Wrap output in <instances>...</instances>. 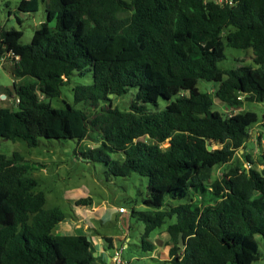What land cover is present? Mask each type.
Here are the masks:
<instances>
[{
	"label": "trees",
	"instance_id": "16d2710c",
	"mask_svg": "<svg viewBox=\"0 0 264 264\" xmlns=\"http://www.w3.org/2000/svg\"><path fill=\"white\" fill-rule=\"evenodd\" d=\"M18 1L21 13L44 3L46 22L28 45L20 43L21 31L0 29V58L18 57L7 95L19 101L14 109L0 108V138L20 139L29 148L39 138L89 141L94 146L80 153L82 159L103 163L113 177H145L143 205L150 211L134 213L144 225L145 252L154 250L150 233L175 217L165 229L171 247L163 264L258 260L264 152L260 170L245 154L258 117L223 116L213 105L214 99L232 109L242 101L264 103V0H233V6L216 0ZM225 45L251 49L260 67L219 69ZM89 69L92 83L72 88L74 104L84 108L52 107L72 74ZM200 79L218 86L201 92ZM129 88L136 92L127 111L102 105ZM160 97L170 101L165 109L147 110ZM260 122L264 127V111ZM240 150L249 169L235 159ZM217 166L225 172L212 181ZM29 171L18 154L0 153V264H103L86 236L53 233L65 214L44 208L45 195Z\"/></svg>",
	"mask_w": 264,
	"mask_h": 264
},
{
	"label": "rangeland",
	"instance_id": "374dc122",
	"mask_svg": "<svg viewBox=\"0 0 264 264\" xmlns=\"http://www.w3.org/2000/svg\"><path fill=\"white\" fill-rule=\"evenodd\" d=\"M128 1V0H127ZM218 3L223 0H216ZM18 0H0V29L16 30L22 32L20 43L28 45L33 32L41 23L46 22L44 3L39 2L38 10L33 13H21L17 10ZM55 22L49 23L54 27ZM224 59L218 62L219 69L231 70L239 67L259 68L253 63L251 49H236L224 46ZM14 60L8 58L0 64V95L6 94V99L0 97V108H15L16 104L7 92H13L15 81L11 66ZM264 69V66H262ZM92 83V71L87 70L79 75L74 72L69 78V82L60 88V95L51 100L54 108H65L73 105L77 109H83V104H74L72 88L76 85H89ZM218 84L205 80H198L197 88L201 92L212 93ZM135 88H129L128 92L120 97H114L110 102L102 103L127 111L133 101ZM174 99V98H173ZM172 99V100H173ZM170 101L159 98L155 104H146L149 111H161L165 109ZM213 109L223 116L236 112H253L258 117V123L254 126L257 134L251 133L250 140L246 143L245 154L249 155L253 161L252 168L260 170V153L264 152V127L261 126V114L264 111V103L252 101H242L239 108L232 109L225 104L214 99ZM94 144L89 141L78 143L75 140L65 139H45L39 138L38 144L34 148H29L20 139L14 141L0 138V153L6 157L18 154L22 157L23 163L30 167L29 174L38 182V191L45 195V209L59 208L65 219L54 228L53 233L57 234L63 223L68 221L74 225H89V235H94L92 229L95 228L100 234L106 236L127 235V246L122 249L121 261L123 264H160L150 258L152 252H145L141 248V237L144 233V225L137 220L134 213L150 211L143 205L146 197L147 179L145 177L132 174L126 178L113 177L108 172L103 163L88 162L81 158L80 153L87 148H92ZM164 146H167L165 144ZM243 150L235 155V159L243 162L245 168L250 165L245 162ZM120 154H110L112 159H118ZM225 172L224 167L217 166L212 173V181L218 180ZM81 201L82 203H77ZM172 205L185 203V200L170 201L166 199V204ZM92 207L97 210L91 212ZM119 208L125 210V214L119 213ZM167 209L164 206L161 210ZM175 222V217L166 218L165 223L159 229L150 233L148 241L153 243L157 250L163 248V240L166 238L165 229ZM165 232V233H164ZM73 234L79 232H62ZM254 239L258 246L260 258L252 264H264V238L255 235ZM166 240V239H165ZM118 247H122L124 242L115 240ZM105 244V240L103 239ZM114 253V250H111Z\"/></svg>",
	"mask_w": 264,
	"mask_h": 264
},
{
	"label": "crops",
	"instance_id": "0c3cea01",
	"mask_svg": "<svg viewBox=\"0 0 264 264\" xmlns=\"http://www.w3.org/2000/svg\"><path fill=\"white\" fill-rule=\"evenodd\" d=\"M3 96H5V97H3ZM0 97H1V99L7 98L6 94H1ZM251 133L253 135L257 134V132L254 131V129H252ZM96 210H97V207L91 208V212H94ZM61 223H59V224H61ZM89 229H90L89 225H86V224L80 225V222H78L74 225L73 223L66 221L63 223V226L61 228H59L58 233L55 235H60V236H62V235H84V236H86V238L90 242V246H91L90 249H91V252H92V255L94 256V258L97 259L98 261L102 262L103 264H113L112 259H113L115 252L112 253L111 250L116 251L117 249H120V248L123 249L124 247H126L128 244L127 242L129 241V239H127V235L115 236V237L106 236V235L98 233L96 231V229L93 227H92V229L94 230L95 234L89 235V233H88ZM62 232H79V233L64 234ZM165 234H167V233H165ZM165 237L166 238L161 240L163 242V245H164L163 248H159V250H157V247L152 243L154 246V250L152 251L153 255H149L150 258H153L154 260L158 261L160 264H163L165 261H167L169 259L168 252H169V249L171 247L170 239H169L168 235H166ZM103 239L105 240V244L103 242ZM115 240L123 241L124 242L123 246L118 247V243Z\"/></svg>",
	"mask_w": 264,
	"mask_h": 264
},
{
	"label": "built area",
	"instance_id": "2783aa9c",
	"mask_svg": "<svg viewBox=\"0 0 264 264\" xmlns=\"http://www.w3.org/2000/svg\"><path fill=\"white\" fill-rule=\"evenodd\" d=\"M221 3L227 4L229 6H233L234 5L233 0H223V2H221ZM8 58L12 59V55L11 54H8L5 57H1L0 58V64H1V62H4ZM14 60L17 61L18 60V57H15ZM11 99L13 100V98H11ZM14 102H15V104H17L19 101H18V99H14ZM250 167L251 166H249L247 169H249ZM119 213L124 214L125 213V210L123 208H119ZM121 253H122V248L117 249L115 251L114 256H113V259H112L113 260V264H123V262L121 261V258H120Z\"/></svg>",
	"mask_w": 264,
	"mask_h": 264
},
{
	"label": "water",
	"instance_id": "95a60500",
	"mask_svg": "<svg viewBox=\"0 0 264 264\" xmlns=\"http://www.w3.org/2000/svg\"><path fill=\"white\" fill-rule=\"evenodd\" d=\"M3 97H5V96H3ZM208 149L211 150L210 147ZM178 245H179L180 248H183L184 247V242H183V239H182V234H179V237H178Z\"/></svg>",
	"mask_w": 264,
	"mask_h": 264
}]
</instances>
